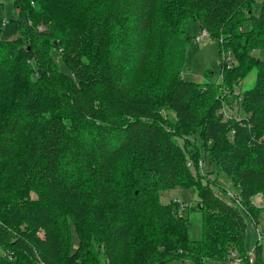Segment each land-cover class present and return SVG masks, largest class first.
Returning <instances> with one entry per match:
<instances>
[{"label": "trees", "instance_id": "obj_1", "mask_svg": "<svg viewBox=\"0 0 264 264\" xmlns=\"http://www.w3.org/2000/svg\"><path fill=\"white\" fill-rule=\"evenodd\" d=\"M12 3L18 34L3 39L0 1V264H203L230 249L264 264L261 245L252 262L244 247L246 216L258 227L264 210V0ZM190 19L234 56L219 81L183 76ZM178 187L196 193L199 238L183 200L161 201Z\"/></svg>", "mask_w": 264, "mask_h": 264}, {"label": "rangeland", "instance_id": "obj_2", "mask_svg": "<svg viewBox=\"0 0 264 264\" xmlns=\"http://www.w3.org/2000/svg\"><path fill=\"white\" fill-rule=\"evenodd\" d=\"M3 2V16L7 21L3 26L1 38L11 39L17 36L18 31L15 25L13 18L18 17L17 9L13 6L12 0H0ZM260 2V0H258ZM183 27L192 35V40L189 45V59L184 67L183 76L186 79L194 80L198 82L206 81H219L221 78L222 67H223V58L224 52L221 50L219 41L208 36L204 37L202 40H197V37L202 33V28L194 20H188L182 24ZM57 61L63 67L60 58L56 55ZM231 60H234V56H230ZM255 71L249 73L243 80L241 89L245 90L250 88L255 83ZM174 117V113H171ZM204 170H207L209 167L207 163L203 164ZM214 178V174H211V179ZM220 182L225 185H229V181L220 176ZM231 188V187H228ZM233 191V189H229ZM215 193L230 201V198L227 196L226 192L221 186H217L214 189ZM161 201L167 203L171 200L177 198L184 201L188 206L185 207L184 214L190 217L191 221V236L193 238L200 237V216L199 213L191 210V206L194 205L196 201V193L192 188H172L164 190L160 193ZM259 197H256V201H259ZM258 227L264 230V210L260 211L258 217ZM261 245L262 256L264 257V236L262 239L258 240L256 233L255 221L249 215L246 216V225H245V241L244 247L247 253L252 251L256 245ZM235 255H240L237 250H231ZM232 253H229L232 257ZM203 264H231V259L226 260H214V259H205ZM243 264V263H242Z\"/></svg>", "mask_w": 264, "mask_h": 264}, {"label": "built area", "instance_id": "obj_3", "mask_svg": "<svg viewBox=\"0 0 264 264\" xmlns=\"http://www.w3.org/2000/svg\"><path fill=\"white\" fill-rule=\"evenodd\" d=\"M6 22L7 21L4 19L2 21V25H5ZM206 36L209 37V32L207 30H203L202 33L197 37V40H202ZM224 54L225 55H224V58L223 59H226V62H228V65L227 66L229 67V66H231L232 61H233V60H231L229 58H230L231 55L233 56V54L230 53V52L229 53L228 52H224ZM221 77H222V73H221ZM223 111L225 113V116L226 117H229L230 116V112L232 110L230 108L228 109L226 107H223ZM191 164H192L191 160L188 161V165H191ZM199 165H200V167H203V161L202 160H199ZM228 195H230L231 197H234V199L236 198V195H235V193L233 191H230L229 190L228 191ZM236 200H238V199L236 198ZM176 201H179V199H176ZM256 233H257L258 240H260V239L263 238V236H264V230L260 229L259 227H256ZM254 250H255V248L252 251L249 252V258H248V260L250 262H252L254 260ZM231 255H232V257L230 256L231 264H242L244 262L243 261L244 259H243V257L241 255H235V253H232Z\"/></svg>", "mask_w": 264, "mask_h": 264}, {"label": "bare ground", "instance_id": "obj_4", "mask_svg": "<svg viewBox=\"0 0 264 264\" xmlns=\"http://www.w3.org/2000/svg\"><path fill=\"white\" fill-rule=\"evenodd\" d=\"M227 50V49H226ZM248 75V74H247ZM244 77V76H243ZM223 82V81H222ZM229 85V84H228ZM242 85V84H241ZM232 88V87H231ZM233 89V88H232ZM222 90V89H221ZM220 95V94H219ZM238 96V95H237ZM229 97V96H228ZM233 97V96H232ZM165 107V106H164ZM258 246H260V245H258ZM240 248V247H239ZM244 251V250H243ZM261 252H262V250H261ZM244 254V253H243ZM262 254V253H261Z\"/></svg>", "mask_w": 264, "mask_h": 264}]
</instances>
